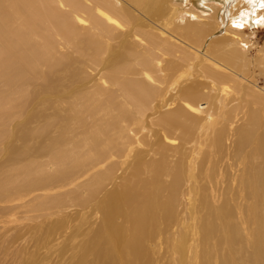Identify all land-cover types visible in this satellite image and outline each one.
Returning a JSON list of instances; mask_svg holds the SVG:
<instances>
[{
	"label": "bare ground",
	"instance_id": "bare-ground-1",
	"mask_svg": "<svg viewBox=\"0 0 264 264\" xmlns=\"http://www.w3.org/2000/svg\"><path fill=\"white\" fill-rule=\"evenodd\" d=\"M248 2L247 9L237 14L234 11L235 18L241 20L234 24L260 27L264 23V9L260 7L264 0ZM174 7V0H121V3L118 0H0V66L17 60L15 67L11 63L5 83L18 90L17 83L24 79L33 63L52 70L66 56L82 51L86 60L78 66L85 83L82 93L74 98L72 113L76 110L89 119L98 120L101 116L107 119L95 122L90 136L99 139L108 129L113 130L114 125L115 132L109 139L103 137L106 141L99 145L91 144L93 154L87 156L86 163L82 152L74 151L73 164H143L152 169L165 164L167 152L175 149L178 141L171 160L184 170L170 177L168 188L179 187L182 174L186 173L183 196L188 212L177 224L184 225L188 220L192 230L197 231L196 226L204 223L199 219L202 211H208L213 214V224L215 218L220 221L223 238L219 243L227 249L221 264H264V94H258L261 90L256 93L258 89L254 91L246 73L242 52L247 40L226 20L221 27L223 36L207 43L205 39L213 36L211 26L198 22L199 19L182 17ZM59 41L65 43L70 54L57 53L55 46ZM178 46L186 47L189 53L180 56ZM257 54L264 64L262 50ZM74 75L75 72L66 68L64 81ZM239 89L246 92L252 106L245 124H240L238 118L243 108L232 106L240 97V94L234 97ZM118 91L131 111L144 118L138 129H134L133 122L138 121L137 117L124 115L120 106L114 104ZM9 105V100L0 97V114ZM75 120L83 119L76 116ZM153 120L155 125L151 126ZM150 127L149 139L140 142L141 131L146 132ZM38 136L42 138L43 132ZM42 145L57 148L55 139ZM64 158V154L57 155L55 162ZM75 169L77 166L72 165L71 171ZM54 173L55 177L59 175L57 167L49 173L51 179ZM201 179L204 187L199 185ZM212 179L214 182L205 189V181L209 183ZM92 183L81 186L76 193L94 200L97 193L91 189ZM206 190L213 197L209 203ZM145 201L133 197L128 203L134 208L135 231L120 252L121 264L151 262L152 243L147 235L144 237V219L148 216ZM195 204L200 215L193 211ZM116 205L108 197V203L101 208L103 214L101 223L94 229L95 236L107 225L116 228L110 224ZM165 223L173 224L172 218ZM237 223L244 229L251 223L255 225L252 234L255 244L249 249H244L237 239ZM182 238L179 229L176 239L181 242ZM202 239L198 236L199 242ZM204 246L208 258L212 250L208 238ZM78 247L85 254L91 243L82 242ZM193 253L192 246L183 251L189 261ZM211 256L216 264L214 253Z\"/></svg>",
	"mask_w": 264,
	"mask_h": 264
},
{
	"label": "rangeland",
	"instance_id": "rangeland-1",
	"mask_svg": "<svg viewBox=\"0 0 264 264\" xmlns=\"http://www.w3.org/2000/svg\"><path fill=\"white\" fill-rule=\"evenodd\" d=\"M118 1L121 3V0ZM174 4L176 7L173 9L179 10L182 17L185 16L188 20L199 19L198 22L211 26L209 28L214 30L211 32L213 36L205 39V42L210 43L223 36L221 27L223 29L226 20L231 22L233 28L234 23L241 22L235 15L247 9L249 2L174 0ZM234 11H237L236 14ZM60 12L64 13L63 9ZM232 12L234 18L231 16ZM243 26L235 29L240 30L247 40V46L242 52L248 70L246 73L249 81L254 84V91L258 89V93L261 90V94H258L262 95L264 64L260 62L261 56L257 53L259 50L264 53V23L260 27H251L250 24L246 26L244 23ZM152 33L157 36L154 30ZM111 44L114 46L115 42ZM178 48L182 57L189 53L186 47ZM55 50L57 53L70 54L63 41H59ZM82 50L85 51L84 48ZM85 60V54L79 51L66 56V59L61 60V65L52 70L46 69L42 64L33 63L24 79L17 83L18 90L11 89L5 83V78L12 69L11 63L15 67L17 60L12 59L5 66H0V97L10 103L6 112L0 114V264H121L120 252L127 247V241L133 238L135 231L132 221L134 208L133 205L128 206L133 197L146 200L147 203L148 216L144 219V237L147 235L152 243L149 246L150 264H204L206 261V264H213V253L216 264H221L222 255L227 249L219 243L223 238L222 230L217 218L214 224L211 222L213 214L202 211L199 219L204 223L196 226L197 231L192 230L188 220L184 225L177 224L188 212L186 196H183V190L187 187L186 173L182 174L179 187L168 188L170 177L182 169L179 164H174L176 161L171 160L178 141L174 145L175 149L167 152L165 164L151 167L152 169L143 164H73L74 151L80 150L86 163L87 156L93 154L91 144L95 142L99 145L106 141L103 137L109 139L115 132L114 125L113 130L108 129L99 139L90 136L93 133V124L107 119L104 116L98 120L89 119L76 113V110L72 113L74 98L82 93L85 83L78 65ZM66 68L75 72L68 81H64ZM239 94V99L234 100L232 106L243 108L238 118L240 124H245L252 106L245 91L239 89L234 97ZM115 103L120 106L124 115L137 117L138 121H133L134 129L143 124L144 118H139L134 110L131 111L123 102L119 91L118 94L115 93ZM115 108L119 109L117 106ZM244 112L246 115H243ZM76 116L83 120L77 122ZM148 121L150 122V118ZM75 124L79 125L74 126ZM153 124L155 125V120L151 126ZM151 130L152 127L146 132L141 131L142 135L138 137L140 142L149 139L147 133ZM39 132H43L42 138L38 136ZM53 139L57 142V148L42 145ZM62 154L65 158L56 163L55 157ZM72 165H76L77 169L71 171ZM55 167L59 175L55 177L54 173V178L51 179L49 173ZM214 180L209 183L205 181V189ZM91 182V189L97 193L94 200L86 194L76 193L78 188ZM199 185L204 187V179L199 181ZM172 194L178 197L169 198ZM206 194L209 203L213 197L211 198L209 190H206ZM108 197L111 203L115 201L118 204L110 221L116 228H108L110 225H107V228L95 236L94 229L101 223V208L108 203ZM199 209L196 204L193 205V211L198 215ZM170 218L173 224H166L165 221ZM237 224V239L244 249H249L255 244L252 235L256 231L255 225L251 223L244 229ZM117 226L121 228L118 229ZM179 229L183 235L181 242L176 239ZM262 229L264 235V226ZM198 236L203 237L200 242ZM206 238L214 251H210L208 258L204 246ZM82 242L91 243L85 254L78 247ZM190 246L193 247L194 256L189 261L183 251ZM112 256H115V260H112Z\"/></svg>",
	"mask_w": 264,
	"mask_h": 264
},
{
	"label": "snow or ice",
	"instance_id": "snow-or-ice-1",
	"mask_svg": "<svg viewBox=\"0 0 264 264\" xmlns=\"http://www.w3.org/2000/svg\"><path fill=\"white\" fill-rule=\"evenodd\" d=\"M260 7H261V8H264V3H261V4H260ZM234 27H236V28H241V27H243V25H241V24H234Z\"/></svg>",
	"mask_w": 264,
	"mask_h": 264
}]
</instances>
